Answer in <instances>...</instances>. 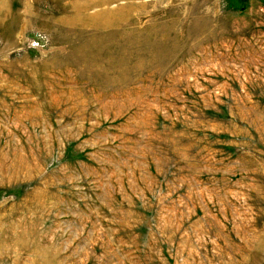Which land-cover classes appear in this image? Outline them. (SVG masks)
Instances as JSON below:
<instances>
[{
    "label": "rangeland",
    "instance_id": "1",
    "mask_svg": "<svg viewBox=\"0 0 264 264\" xmlns=\"http://www.w3.org/2000/svg\"><path fill=\"white\" fill-rule=\"evenodd\" d=\"M0 264H264V0H0Z\"/></svg>",
    "mask_w": 264,
    "mask_h": 264
}]
</instances>
